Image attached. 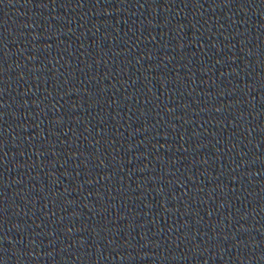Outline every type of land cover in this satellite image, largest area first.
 <instances>
[{
    "label": "water",
    "instance_id": "obj_1",
    "mask_svg": "<svg viewBox=\"0 0 264 264\" xmlns=\"http://www.w3.org/2000/svg\"><path fill=\"white\" fill-rule=\"evenodd\" d=\"M50 0H0V60Z\"/></svg>",
    "mask_w": 264,
    "mask_h": 264
}]
</instances>
